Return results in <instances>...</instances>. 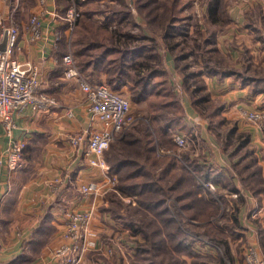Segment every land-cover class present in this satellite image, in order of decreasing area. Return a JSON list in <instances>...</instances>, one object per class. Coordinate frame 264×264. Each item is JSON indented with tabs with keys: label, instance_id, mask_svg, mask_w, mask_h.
Segmentation results:
<instances>
[{
	"label": "rangeland",
	"instance_id": "rangeland-1",
	"mask_svg": "<svg viewBox=\"0 0 264 264\" xmlns=\"http://www.w3.org/2000/svg\"><path fill=\"white\" fill-rule=\"evenodd\" d=\"M82 1L87 4H78L76 0H57L58 6L56 11H58L57 13L59 15H65L71 7L76 8L79 12V16L74 22L72 29H69V23L67 21L57 17V23L60 26L63 25L58 31L59 39H62L60 46H58L60 50L65 54L72 53L78 60L74 47L71 44V37L75 25L83 17V11H86L88 8L97 7L99 11L93 14V19L96 23L105 27L107 25L111 31L118 29L126 37L131 35L129 38L134 39V47L132 48L146 49V52L142 53L139 60L144 61L146 60L144 58L146 55H151V67L149 68L152 69V73H158L161 70L167 72V75L163 74L152 79V82L156 83V86L161 85L163 88L157 87L150 90L149 93L145 94L143 99L136 98V95H132L133 92L141 90V85L136 84L135 81H129L120 90L126 97L131 99L130 115L134 122L129 130L121 133L117 137L115 142L120 138L128 139L132 134L141 142H145V129L146 125H148L150 126V131L158 130L153 135L158 139L157 152L164 151L163 155H173L178 159H181V155H184V157L189 155L199 158L202 165L209 167L212 176V181H209L210 183L215 187L218 184L225 186L224 188L227 189V193L237 194L235 197L231 196L232 202H217V218H220L218 222H221L225 230H228V236H226L228 237L227 244H229L228 248L230 249L228 255L224 253L225 246L221 242L225 237L218 238L214 234L218 241H212L213 239L210 236H201L198 233L203 232V228H197L198 226L201 227L202 223L197 219H187L189 222H187L186 228L190 231V235L187 238L186 244L178 247V242L176 241L177 246L176 248H170L171 253L169 251L158 253V248H150V242H146L142 233L135 231L125 223L127 217L132 221L135 218L142 219L144 215L139 213V215L136 214L134 217V208L137 205L136 197L138 198V196H131L119 190L118 187L122 182L120 181L119 175L115 173L118 177L115 189L103 193L102 197L99 196L97 198H101L99 207L101 213H108L107 216L111 219L101 220L110 229L101 231L102 238L105 241L112 237L117 239L121 237L123 239L122 242H119L120 249L113 260L116 261V257L121 255V252L126 250V247L134 245V257L132 259L130 258L128 264H198V261H201V263L203 261V264H224L227 261H232L234 256L239 258L242 264L244 262L245 249L249 244H245L246 241L243 238L240 239L243 235L239 238L241 234L238 233L240 228L238 227L239 221L236 218L239 216L241 204L244 202V200L241 201L244 190H248L247 188L251 187L257 188L261 185V164L257 162L258 157L255 154L256 144L250 142L251 135L248 130L239 131L238 123L227 120L226 116L221 112L220 116L225 119V124L220 123V120H213L217 116H214V118L210 116L212 113H215V107L221 106L220 111H223L225 109V103L219 99H212L210 90L207 88V79H205L204 75L219 74L222 78L224 76H232L234 79H243L242 77L249 75L250 77L256 78L257 81L243 80V82L250 83V88L254 93L263 92L262 94H264V63H253L246 46L241 44V42H245L248 35H253L256 37L255 40L259 41L261 47L264 49V0H221V6L217 8L216 14L212 12L211 8L213 6V0H179L180 6L177 5L176 11L178 10L179 12L181 10L178 15L182 17V20L179 19L178 22H175V25L178 26L182 22L186 27L179 26V32H176V36L172 38H167V35L163 37L161 34L162 29L160 28L162 26L154 18L155 14L159 12L162 14L167 13L166 18L171 16L170 14L173 12V9L171 10L170 8L174 3L173 0H154L148 10H145L143 6L149 3L150 0ZM28 2L32 4V0H28ZM169 9L170 11H168ZM64 10L66 11L63 13ZM150 11L154 14L150 13ZM66 33H68V40L65 36ZM236 47L238 49H235ZM231 50H236L240 55L237 60L239 58L241 60L235 61L232 57L234 54ZM168 57L173 58L177 72L181 74L180 83H177L175 80L171 82L172 77L166 64ZM260 58L264 59V54H261ZM149 68L141 66L137 69H140L145 74ZM189 72L197 74L201 72L202 74L200 76H192L187 80L185 77ZM105 76L106 74H103L101 82L107 81ZM257 77L259 78L257 79ZM184 78L186 85L183 80ZM95 80H98V78H95ZM170 82L172 86L176 87L175 91L180 100L185 97V92L191 95V89H188L187 86L197 88L205 85L206 89L199 92L197 96L201 95V97L206 98L208 95L210 96V101L200 103L202 107H205L204 109L201 108L203 109L202 112L195 105L192 106L200 113L203 119L208 121L212 135L216 134L220 136L219 144L221 143V149L227 151L229 154L231 153V158H227L228 163L226 162L225 166H221L212 150L205 145L201 136V124L192 119L195 111L189 108V117L188 111L185 108L183 110L171 105L173 97L170 98L168 96L169 92L167 91L169 90L168 87L171 86ZM211 105H214V107ZM243 107L249 108L247 106ZM237 109H239L238 113H240L239 106H237L236 111ZM249 109L262 111L264 114V109ZM210 119L213 120L212 123ZM185 122L189 124L187 129H184ZM256 123L260 125L264 132V118ZM169 125L172 126L170 127L171 130L168 131ZM178 133H182L189 138V147L180 149L176 145L173 136ZM204 150L206 154L202 152ZM26 155L27 152L25 153ZM184 162V169L179 166L177 172H175L177 177L182 178V185L179 191H189L192 193L189 198L200 199L204 197L202 195L206 194V192L198 183L194 182L196 181L192 175L194 171L189 170L191 169V165L188 160L186 159ZM109 165L112 167L110 163ZM132 169L134 168H124L123 173L132 171ZM167 181L174 182L175 179L171 177ZM235 182L241 188H236ZM197 192L199 194H196ZM174 198L175 195L173 194V198L171 196L168 199L169 206L174 202L177 203L174 201ZM235 199L237 200L235 201ZM233 226L235 227L234 234V230L232 233L229 230V228H234ZM141 244H146L150 251L146 254H140L141 252L138 250V247ZM214 248L218 251L215 252Z\"/></svg>",
	"mask_w": 264,
	"mask_h": 264
},
{
	"label": "crops",
	"instance_id": "crops-1",
	"mask_svg": "<svg viewBox=\"0 0 264 264\" xmlns=\"http://www.w3.org/2000/svg\"><path fill=\"white\" fill-rule=\"evenodd\" d=\"M57 6V0L48 1V10L41 14L43 38L33 41L28 25L31 15L39 10L38 0H32V4L28 0H0V29L16 23L20 31L19 49L14 56L22 61H35L40 68L43 89L57 99V106L53 109L33 111L27 108L17 119L14 136L25 139L28 150L23 167L18 172L12 174L3 169L0 175V264H58L54 250L62 242L67 214L73 210L93 207V228L100 232L110 230L101 221L111 220L108 213H101L99 208L101 198H97L102 197L103 193L86 196L80 192L81 184L101 180L102 175L99 169L88 164L84 149L71 146L67 139L70 133L83 129L97 130L103 125L92 120L85 93L74 81L63 78L64 64L61 57L65 53L58 47L62 40L59 39L58 31L63 25L57 23L54 14L58 12ZM65 36L68 40V33ZM255 38L248 35L241 44L246 46L252 62L261 64L264 63V59L260 58L264 49ZM6 44L5 36L0 49ZM231 52L235 61L241 60H237L240 55L236 50ZM166 64L172 77L171 82L175 80L180 83L181 74L177 72L173 58L168 57ZM204 76L212 99L225 103V109L221 113L227 120L238 123L239 131L248 130L251 135L250 142L256 144L255 154L258 157L257 162L261 164V185L244 190L241 197L244 202L238 216V233L241 234L239 238L243 235L240 239L243 238L245 244H249L248 247L256 248L259 259L264 262V132L258 123L241 116L239 109L236 111L237 106L264 109V94L254 93L250 83H244L239 78H222L219 74ZM184 94L181 102L187 111L189 108L195 111L192 119L201 124V136L205 145L212 150L221 166H225L231 153L221 149L220 136L212 135L208 121L192 106L190 94ZM70 111L72 115H69ZM188 116L190 117L189 111ZM9 140L10 137L0 122V153L7 148ZM202 152L206 154L205 150ZM235 183L236 188H241ZM224 187L218 184L215 188L227 195L232 202L233 194L227 193ZM248 247L245 249L242 264H246ZM133 248L134 245H129L123 251L125 255H118L116 261L113 260L114 257L107 260L108 264H128L125 263L126 256H133ZM214 250L218 251L216 248ZM90 257L91 254H88L82 264H89ZM198 264H203V261H198ZM224 264L241 263L234 256L232 261Z\"/></svg>",
	"mask_w": 264,
	"mask_h": 264
},
{
	"label": "trees",
	"instance_id": "trees-1",
	"mask_svg": "<svg viewBox=\"0 0 264 264\" xmlns=\"http://www.w3.org/2000/svg\"><path fill=\"white\" fill-rule=\"evenodd\" d=\"M152 1L154 2V0H150L149 3L143 6L145 10L151 7ZM76 2L81 5H83V3L87 4L82 0H76ZM173 2L170 8L171 10L173 9V12L170 14L171 16L166 18L167 13L162 14L159 12L155 14L154 18L158 21L159 25L162 26H159L162 29L161 34L163 37L167 35V38L176 36V32H179L178 30H180V27H186L182 22H180L178 26L175 25V22H178L179 19L182 20V17L178 15L181 10L179 12L178 10L176 11L177 5L180 6L179 0H173ZM212 3V12L216 14L217 8L221 6V0H213ZM170 9L168 11H170ZM65 11L66 10H64L63 13ZM98 11L99 9L97 7L88 8L86 11H83V17L77 21L71 37L72 47H74L78 57V60L75 57L76 65L84 73L87 80L93 84L106 83L113 90L120 92L122 95L124 94L120 90L123 86L127 85L129 81H135L136 84L141 85V90L133 92L132 95H136V98L139 99H143L145 94L149 93L150 90L154 88H163L161 85L156 86V83H153L152 79L163 74L167 75V72L161 70L162 72L152 73V69L149 68L151 67V55H146L144 57L146 60L144 61L139 60L142 53L146 52V49L132 48L134 47V39L129 38L131 35L126 37L122 35L118 29L111 31L107 25L105 27L96 23L93 19V14ZM150 13L152 12L150 11ZM141 66L148 67V72L144 74L140 69H137ZM103 74H106V82H101ZM201 74V72L198 74L189 72L186 74L185 78L188 80L192 76H200ZM95 78H98V80H95ZM185 78L183 79L184 82L186 81ZM242 78V80L257 81L256 78L250 77L249 75H245ZM168 88V96L170 98L173 97L171 105L184 110V105L177 97L178 95L175 91L176 87L171 84ZM187 88L191 89L190 96L193 105L202 112L205 107H202L200 103H207L210 101V96L207 95L206 98H204L201 97V95L197 96V94L206 89L205 85L197 88L187 86ZM211 106L214 107V105ZM215 108V113H212L210 116L213 118L217 116L213 120H220V123L225 124V119L220 116L221 106ZM213 120L210 119V122L212 123ZM171 126L172 125H169L168 131L171 130ZM184 126V129H187L189 124L185 122ZM155 131L158 132V130L150 131V126L146 125L145 142H141L132 134L128 139L120 138L117 142H112L110 148L105 152V157L108 163L111 164V168H113L112 171L119 175L120 181L122 182L118 187L119 190L131 196H138V198L136 197L137 205L134 208V217L136 214L139 215V213L144 215L142 219L135 218V220L132 221L127 217L125 223L135 231L142 233L146 242H150V248H158V253L167 251L171 253L170 248H176L177 242L178 247L187 243V238L190 235V231L186 228L187 222H189L187 219H197L202 223L201 227L198 226L197 228H203V232L198 233L201 236H210L211 239H213L212 241L217 240L216 236H218V238L225 237L221 242L225 246L224 253L228 255L230 251L228 248L229 244H227L228 237H226L228 236V230H225L221 222H218L220 218H217V205L222 201L227 202L230 200L227 195L225 196L223 192H220L217 188L212 192L205 185L206 183H210L209 181H212V176L209 167L207 165H202L199 158L189 155L185 157L181 155V159L173 155H163V157H161L162 155H159L157 152L158 139L153 136ZM175 135L173 137L176 143ZM27 146L23 152V161L25 160V153L28 150ZM185 158L191 165V169L189 170L194 171V174L191 173L196 180L194 182L198 183L207 194L202 195L204 197L200 199L189 198L192 194L189 191H179L182 185V178L177 177L175 172H177L179 166L184 169L183 162L186 160ZM129 167L134 169L123 173L124 168L127 169ZM121 173L123 174L120 175ZM171 177L175 179L174 182L167 181ZM253 188L254 187L247 189ZM173 194L175 195L174 201L178 204L174 202L169 206L167 201L171 196L173 198ZM196 194L199 193L197 192ZM145 218L146 220H144ZM236 219L238 221V217ZM205 229L206 231H204ZM229 230L231 233L234 230L233 234L235 233V227L229 228ZM214 234H216V236ZM138 250H140V254H146L150 251L146 244L139 245ZM132 257L134 256H131V259Z\"/></svg>",
	"mask_w": 264,
	"mask_h": 264
},
{
	"label": "built area",
	"instance_id": "built-area-1",
	"mask_svg": "<svg viewBox=\"0 0 264 264\" xmlns=\"http://www.w3.org/2000/svg\"><path fill=\"white\" fill-rule=\"evenodd\" d=\"M48 1L38 0L39 10L30 17L28 31L33 41L43 38L41 14L48 10ZM54 14L67 21L69 29L73 28L79 16V12L74 7L69 8L65 15H59L57 12ZM19 35L20 31L16 23L5 25L0 29V44L2 39L7 37L6 46L0 49V122L10 137L7 148L0 153V175L3 169L14 174L24 164L22 158L27 141L14 136L20 113L27 108L33 111H49L57 106V99L43 89L39 65L35 61H22L14 56L15 51L19 49ZM62 61L63 78L74 81L85 93L90 104L92 120L99 121L103 125L101 129H83L70 133L67 137L71 146L84 149L88 164L99 169L102 175L101 180L81 184L80 192L86 196L107 193L115 189L118 177L112 172L105 152L121 133L131 128L134 122L130 115L131 101L106 83L89 82L76 65L72 53L63 55ZM240 114L255 123L264 118L262 111L243 107L240 108ZM69 115H72L71 111ZM175 141L180 149L190 145L189 138L182 133L175 135ZM158 154L163 155L164 151H158ZM206 186L209 190L215 189L212 183H206ZM92 219L93 207L73 210L67 214L62 242L54 250L58 264H82L88 254H91L89 264H108L107 260L117 255L120 249L119 242L123 239L112 237L105 241L101 232L93 228ZM1 250L0 241V252ZM121 254L125 255L123 251ZM126 258L125 263H129V255ZM245 261L246 264H264L254 247H248Z\"/></svg>",
	"mask_w": 264,
	"mask_h": 264
}]
</instances>
